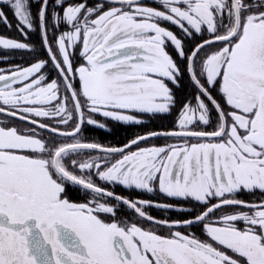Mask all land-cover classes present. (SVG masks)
Listing matches in <instances>:
<instances>
[{"label": "snow or ice", "instance_id": "1", "mask_svg": "<svg viewBox=\"0 0 264 264\" xmlns=\"http://www.w3.org/2000/svg\"><path fill=\"white\" fill-rule=\"evenodd\" d=\"M37 2L33 14L32 0H0L21 35L40 31L47 54L26 67L0 69V264H264V201L236 198L264 193V0H154L159 7L54 0L51 12L50 0ZM50 20L54 29L66 28L54 40ZM0 23L12 26L2 9ZM0 49L33 50L4 36ZM49 63L58 79L42 74ZM185 74L196 103L183 105L174 130L138 135L123 147L58 141L77 137L84 123L105 128L97 115L141 124L137 114L169 113L177 103L169 83L179 89ZM56 117L74 121V129L38 119ZM159 136L183 143L139 147ZM85 150L105 155L84 158ZM93 176L126 189H158L194 202L177 210L202 211L193 219L157 220L144 210L150 201L125 198ZM69 185L92 199L71 201ZM125 206L156 227L127 219ZM226 206L238 210L206 222ZM198 223L207 239L172 231Z\"/></svg>", "mask_w": 264, "mask_h": 264}, {"label": "flooded vegetation", "instance_id": "2", "mask_svg": "<svg viewBox=\"0 0 264 264\" xmlns=\"http://www.w3.org/2000/svg\"><path fill=\"white\" fill-rule=\"evenodd\" d=\"M12 67L13 66H9L7 68H1V69L8 71ZM22 67H26V66H22ZM189 81H190V79H189ZM173 91L176 93L177 103L174 106L173 111L171 110V112H169V113H164L165 115L170 116L166 120H162V122H144L146 119H142L143 123H141V124H127V123H123V122L113 121L119 125L120 124H122V125L124 124L125 126L135 125V126H137V128L138 127H140V128L138 129L139 131H135V132H132L131 134H128V136H129L128 139L126 141H123L121 146H117V145L109 146L106 143L105 144L100 143V145H102L103 147H123L125 144L129 143L133 138H135L138 135H144V134H147L150 132H165V129L163 130L164 127H170L171 130H174L176 128L177 121H178V118L180 116L181 109L183 108V105L185 103H189V102L193 106L195 105L196 101L194 99V96H195L196 90L191 84L187 83L186 85H184V87H180L179 89H177L176 87H175V89L173 88ZM164 114H159V115L161 118H164ZM214 114L215 113H213V125L206 129L208 131L213 130V127L215 125V115ZM138 115L142 116V114H138ZM147 115L152 116L150 114H145V115H143V117H148ZM95 118H97V120L100 121V118H104V117L97 115V116H95ZM0 119H3V117H0ZM39 119H41V118H39ZM104 119L108 120L106 118H104ZM42 120H44V122H45V119H42ZM14 123L18 124L20 127H23V124H21L18 121H15ZM150 123L152 125L148 126L147 124H150ZM204 128H205V126L201 124V125H199V127L196 130H201ZM133 131H134V129H133ZM42 134H45V133L43 131H41V135ZM48 135L49 134L46 132L45 137H47ZM114 137H116V139H119L117 135ZM161 139L162 138H158V140L154 139V141L152 143L148 142V144L145 143L144 141H142L140 143L139 147L164 146V145H169L171 143V142H166V140L162 141ZM181 141H183L181 138L176 137L175 140L172 141V142H174L172 144L179 145V144H182ZM192 142L195 143L196 141H192ZM132 150H136V146H133ZM89 151H93V150H89ZM95 152L100 153V151H95ZM93 179L96 180V183L98 185H100V186H102L108 190H114L117 194H119L125 198L131 199V200H147V201H150L153 206H151V207L145 206L144 210L146 211L147 214L153 216L157 220H170V221L188 220V219H193L195 215L199 214L202 211V206L197 205L193 211L181 212L177 209L181 208V207L186 208V209H192L194 202H185L182 200H176L175 198L166 197L164 194L160 193L158 189L149 193V192H146L144 190L126 189L123 186H119V185H109L103 181H100L95 176H93ZM66 194L69 195V199L71 201L76 202V203H84V202H87V201L92 199L91 193H89L87 190H85L83 188H78L77 186H74V185L67 186ZM157 195H161V197H159ZM236 198L243 200L247 203H259L261 201H264V193H261L259 190L255 191V192L242 191ZM216 202H217L216 200H212V203H216ZM158 204L159 205H172L173 207H171V208L156 207L155 205H158ZM123 210L125 212H127L126 218L129 219L130 221L141 222L146 227H149V226L156 227L154 225H150L146 221H138V217L136 216V214L132 210L127 209L126 206L124 207ZM237 210L238 209H236L234 207L226 206L225 208H223L221 210H217L214 214L211 215V217L209 218V221H206V222H210L211 220H215L218 217L225 214L226 212H234ZM239 210H246V209H239ZM183 228H184V232L182 231V233L194 234L196 237H198L202 240L207 239V237L204 233L202 223H198V224L190 225V226H184ZM166 229L168 231H166ZM157 231H159V233L162 235H168L169 234V229L167 227L160 226L157 228Z\"/></svg>", "mask_w": 264, "mask_h": 264}, {"label": "trees", "instance_id": "3", "mask_svg": "<svg viewBox=\"0 0 264 264\" xmlns=\"http://www.w3.org/2000/svg\"><path fill=\"white\" fill-rule=\"evenodd\" d=\"M68 2H71V0H68ZM95 0H88V4L91 6ZM145 3L148 2V0L144 1ZM55 2L54 0H50V7L49 12L55 8ZM39 8V3L37 0H32V12L33 14H36ZM0 9H2L5 14L8 17V20L11 23V27H6L3 23H0V36L8 37V38H14L18 41L28 43L33 50H3L0 49V69L1 68H7L9 66L14 65H21V66H28L30 63L36 62L38 59H47V54L45 50L42 47L41 44V33L39 30H33L28 33L27 38H25L19 31L16 29L17 20L13 16L12 10L10 7L0 4ZM35 28V25H34ZM66 30L65 27L61 26L59 28L54 29L52 27L51 20L49 21V27H48V35L50 40H54L56 37L59 36V34ZM172 52V48H170ZM79 50L76 52V56L74 58V66H79L81 63H83V60L79 56ZM175 56V53H173ZM50 64V63H49ZM186 80L189 81L188 74H185ZM190 82V81H189ZM191 84V83H189ZM196 92V91H195ZM73 125L75 123L72 121ZM69 125L70 127L72 126ZM85 125H82L81 132L79 135H81L82 138H87L89 141H94L95 143H106L107 145H117L121 146L123 141H126L128 139V134H131L132 132L139 131L137 126L135 125H127L124 124H116V122H113L112 120H105V128H99L97 126H88L86 128V131L84 129ZM135 126V127H134ZM134 129V131H133ZM164 130V129H163ZM118 136L119 139H116L114 136ZM59 141V139H58Z\"/></svg>", "mask_w": 264, "mask_h": 264}, {"label": "rangeland", "instance_id": "4", "mask_svg": "<svg viewBox=\"0 0 264 264\" xmlns=\"http://www.w3.org/2000/svg\"><path fill=\"white\" fill-rule=\"evenodd\" d=\"M145 1V0H144ZM147 4L148 5H150V6H153V7H159V5L158 4H156V3H154V0H148V2H147ZM163 26H165V27H167V28H170L171 30H173V31H176V29L172 26V25H170V24H167V23H165ZM169 48H172L171 47V45H169ZM79 50V48L77 49V51ZM169 51H170V49H168ZM76 51V52H77ZM171 52V51H170ZM79 53V52H78ZM82 59V58H81ZM83 60V59H82ZM78 67V66H77ZM4 71H7V70H4ZM42 74L43 75H45L46 77H48V80L50 81L51 79H58V74H57V72L53 69V67H52V65H51V63L50 64H48L44 69H42ZM187 78H185V75L182 77V80H183V83L181 84V86L180 87H184V85H186L187 83H190L189 81H187L186 80ZM190 79V78H189ZM47 82V81H46ZM169 86L170 87H172V88H174L175 89V86L173 87V85L171 84V83H169ZM61 95L63 96L64 95V89H63V87L61 88ZM68 107H69V109L71 110V108H72V104H71V102L69 101V103H68ZM173 109H174V107L171 109L172 111H173ZM171 110H170V112H171ZM143 115H145V114H142V116H139L138 114H137V116H138V118L139 119H146L144 122H162V120H166L168 117H170V116H168V115H165L164 114V118H161L160 117V115L159 114H155V115H152V116H148V117H143ZM215 115V114H214ZM143 117V118H142ZM87 118V114H86V116H85V119ZM95 118V117H94ZM148 118V119H147ZM39 119V118H38ZM42 119H44V118H41V120ZM95 119H97V118H95ZM43 122H44V120H42ZM58 121H59V117H56V118H54V119H51V120H45V122L46 123H50V124H52L53 126H56V127H58L61 131H72L73 129H74V127H75V125H73V123H72V121H69V123L67 124V125H65V124H60V123H58ZM74 122V121H73ZM99 122H101V123H104L105 124V119L104 118H100V121ZM71 123H72V126L70 127L69 125H71ZM75 123V122H74ZM85 124H87V123H85ZM148 126H150V125H152L151 123L150 124H147ZM88 126H90V125H85V127H84V129H85V131H86V128H88ZM93 126V125H92ZM163 129H165V131H171V128L170 127H164ZM82 131H83V129H81ZM45 134H42V135H46V132H44ZM158 138H162L161 140L162 141H165L166 140V142H171L170 144H172V143H174V142H172V141H174L175 140V138L176 137H164V136H159V137H153V138H150V139H148V140H146V141H144L145 143H147L148 144V142L149 143H152L153 141H154V139H157L158 140ZM57 139H59V141H61V142H74V139H79V140H81L82 142H88V143H95L94 141H88L87 140V138H82L81 137V135H79L78 134V136L77 137H75V138H64V137H57ZM192 141H196L195 139H192V140H189L188 142L189 143H193ZM182 143H183V141H181ZM197 142V141H196ZM166 144V143H165ZM105 154L104 153H98V152H95V151H89V150H85V154H84V158H87L88 156H92V157H102V156H104ZM109 159H111V158H109ZM99 162V161H98ZM157 196H159V197H161V195H157ZM67 198L69 199V195H67ZM241 226H243L242 224H241ZM166 231H168L167 229H166ZM172 231H183L184 232V228L183 227H179V228H173L172 229Z\"/></svg>", "mask_w": 264, "mask_h": 264}, {"label": "water", "instance_id": "5", "mask_svg": "<svg viewBox=\"0 0 264 264\" xmlns=\"http://www.w3.org/2000/svg\"><path fill=\"white\" fill-rule=\"evenodd\" d=\"M95 151H98V150H95Z\"/></svg>", "mask_w": 264, "mask_h": 264}]
</instances>
